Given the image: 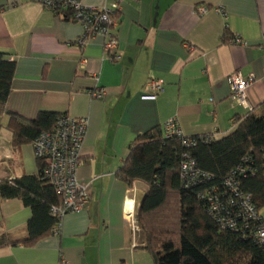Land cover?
<instances>
[{
	"label": "crops",
	"instance_id": "1",
	"mask_svg": "<svg viewBox=\"0 0 264 264\" xmlns=\"http://www.w3.org/2000/svg\"><path fill=\"white\" fill-rule=\"evenodd\" d=\"M112 1L83 0L88 7ZM114 31L121 57L111 62L103 37L78 44L84 29L70 14L40 0H0V51L16 62L8 108L31 119L41 111L89 118L77 174L90 193L84 209L63 217L58 234L0 247V264H154L137 219L148 185L118 176L130 143L171 117L187 137L231 133L250 112L230 100L234 71L255 75L248 98L264 117V0H126ZM152 79L164 89L142 99ZM97 89L107 96L93 98ZM8 121L0 115V181L39 171L32 144L12 146ZM260 213L264 219V207ZM31 217L21 198H0V235H23Z\"/></svg>",
	"mask_w": 264,
	"mask_h": 264
},
{
	"label": "trees",
	"instance_id": "2",
	"mask_svg": "<svg viewBox=\"0 0 264 264\" xmlns=\"http://www.w3.org/2000/svg\"><path fill=\"white\" fill-rule=\"evenodd\" d=\"M15 67L16 62L0 51V115H9L7 128L12 146L18 148L33 144L65 113L41 111L31 119L10 110ZM206 137L195 136L196 142L185 146L181 138L165 136L162 126H154L130 143L118 176L129 185L136 180L148 185L137 213L146 236L144 248L153 254L154 264H264V249L256 240L241 230L223 228L209 215L206 200L199 196L207 188L222 191L229 172L239 165L247 166V173L238 179L260 212L264 207V117L250 111L237 118L235 129L226 136L209 141ZM186 151L210 178L188 187L182 185L180 162ZM37 161V174L0 181L1 199L21 198L32 209L25 233H2L0 247L33 245L50 234L57 222L51 209L61 203V197L45 178L42 160Z\"/></svg>",
	"mask_w": 264,
	"mask_h": 264
},
{
	"label": "built area",
	"instance_id": "3",
	"mask_svg": "<svg viewBox=\"0 0 264 264\" xmlns=\"http://www.w3.org/2000/svg\"><path fill=\"white\" fill-rule=\"evenodd\" d=\"M126 0H113L110 6L88 7L83 0H40L41 4L55 12L69 11L72 19L79 22L84 29L78 44L84 46L91 36L104 38V50L111 62L120 59L119 41L115 33L117 17L121 4ZM206 5L197 6V13L207 12ZM221 12L223 9H220ZM232 42L246 44L239 37ZM97 77V74H93ZM255 80V75H244L234 71L228 77L230 84V100L237 106L253 110L248 98V89ZM149 92L141 96L142 99L154 100L164 89L162 80L152 79L148 83ZM95 99H104L106 89H97L90 92ZM89 126L88 117H76L68 114L61 115L50 130L42 132L32 144L36 157L44 164L43 174L54 186L61 197V203L54 205L52 214L57 222L52 233L58 234L63 217L70 212H77L85 208L90 193L85 184L78 178V168L81 165V150ZM165 136H177L183 140V145L192 146L196 139L187 137L183 133L177 117H171L162 125ZM213 137L207 136L209 141ZM253 172L254 169L250 168ZM248 167L239 165L232 169L223 180V190L217 187L200 191L199 196L206 200L209 215L223 228L241 230L250 236L264 249V219L253 202L252 194L241 189L239 175L247 173ZM210 178V174L197 166L195 159L186 151L180 162V180L183 186L201 183ZM133 230H138L134 216L129 220ZM57 264H70L62 258Z\"/></svg>",
	"mask_w": 264,
	"mask_h": 264
}]
</instances>
